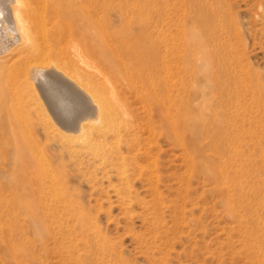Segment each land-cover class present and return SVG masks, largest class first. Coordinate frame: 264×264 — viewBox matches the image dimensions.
<instances>
[{
    "label": "rangeland",
    "instance_id": "rangeland-1",
    "mask_svg": "<svg viewBox=\"0 0 264 264\" xmlns=\"http://www.w3.org/2000/svg\"><path fill=\"white\" fill-rule=\"evenodd\" d=\"M3 1L0 13H9L11 1ZM30 2L35 42L26 50L44 51L47 59L56 57L60 63L81 57L83 63H75L85 70L90 64V72L105 66L103 53L110 57V50L115 57L121 51L117 67L122 68L123 62L129 65L126 61L135 63L121 69L126 81L120 80L117 67H105V84L111 79L117 85L131 116L129 123L135 127L130 135L123 132L119 147L135 158L128 161L131 201L123 202L127 191L116 192L114 185L122 188L120 177L106 159L105 149L110 146L96 138V125L90 129L96 140L90 139L96 143L89 145L90 139L72 141L52 127L46 131L57 123L48 104L53 98L47 91L43 96L39 76L28 70L27 61L35 50L26 53L14 44L13 52L17 51L11 58L15 59L5 63L0 73L4 105L0 102V264H261L247 247L246 237L254 219L264 227V88L254 98L251 93L256 80L264 84V0H221L224 11L232 12L221 13L227 16L224 22L215 17V0ZM59 4L57 11L53 7ZM139 7L144 14L138 17ZM42 13H49L48 18ZM54 13H87L94 30L103 22V13L110 14L112 41L97 46L98 35H104L98 34L101 28L95 37V31L87 25L84 29L78 18ZM231 18L240 32L237 37L231 36L235 31ZM6 24L19 42L18 30ZM64 27L73 33L62 36ZM226 40L235 46L232 53L239 62L229 61L224 73L214 70L213 75L204 55L211 59L215 45ZM128 41L134 45L133 60L123 54ZM12 72L17 73L15 78ZM212 75L217 84L227 87L224 92L209 93ZM186 114L195 121L214 123L208 129L187 127ZM218 131L224 134L222 145H229L224 151L211 144L221 139L213 136ZM126 139L134 141L128 145ZM228 158L231 181H242L250 211L239 202L245 197H239L238 186L226 187L220 176L211 173ZM257 184L260 190L253 196L251 188ZM53 192L63 193L61 203L51 200ZM228 192L235 207L231 213Z\"/></svg>",
    "mask_w": 264,
    "mask_h": 264
},
{
    "label": "bare ground",
    "instance_id": "bare-ground-1",
    "mask_svg": "<svg viewBox=\"0 0 264 264\" xmlns=\"http://www.w3.org/2000/svg\"><path fill=\"white\" fill-rule=\"evenodd\" d=\"M4 1H6V2L11 1L12 5L10 3L7 5L9 13L8 12L7 13H0V68H1L0 73H1L2 68H3L5 63L9 62L10 60L13 61L15 59L14 57H13V59L11 58L12 57L11 54L15 53L17 51L16 50L15 52H13L15 47L13 49H12V47L14 44H17L16 45V46H18L17 48L21 49V50L18 49L19 51L26 52L28 50L31 53L32 51L35 50L33 48H32L33 49L32 51H30L29 49L26 50V48H28L30 46L32 47L33 43L35 42L34 41L35 37H33L32 29H31V25H30L32 13H28L29 8H30V4H31L30 0H4ZM4 1H3V3H5ZM53 3H54V1H53ZM220 4H221V0H215V17L217 15L220 16L221 17L220 20L224 22L227 19V16L225 14H221V13H232V12H230V10L228 12L224 11V8L222 6H220ZM5 7H6V5H5ZM53 8L57 11L61 10L60 4L57 5V7H53ZM139 11H140V13H138V17L144 14V13H141L143 11L142 7H139ZM42 14L45 15L46 18H48V16H49L48 15L49 13H42ZM54 14H56L57 16L63 15L65 17L70 16L73 18L74 17L78 18L79 24L81 26H83L84 29L86 28V25H87L88 28H90V29L92 28L93 31H95L93 33L94 36L96 34L97 28H99V29L101 28L100 32L97 31V33L99 32L98 34H100L103 31L104 35L102 38H101V35H98L100 38L99 39L100 42L96 41L95 44H97V46H98V44L99 45L100 44L105 45L107 42L109 43L112 41V35H111L112 32L110 31L111 30V20L109 17L110 14L103 13V18L104 17L105 18L103 19V22L96 24L97 25L96 30H94V26H93L94 22L91 23L87 13H69V14L68 13H54ZM106 15H108L109 19H106ZM53 18H54V16H53ZM47 21H48V19H47ZM143 21H144V18H140V22H143ZM6 22H8L9 24H12L11 26H13V28L15 27L18 30V34L20 35V39H21L19 42L17 40L18 38L14 37L15 35L13 34V32H12V34L14 36L11 35L10 25L8 26L6 24ZM61 24L63 25V23H61ZM231 25L234 27V30H235L234 33L231 32V36L237 37V35H239L240 32H239V29L237 28L236 22L233 18H231ZM64 28H67V31H64V35H62V36L65 37V32L66 33L68 32L69 36L73 33V30L70 27H64ZM42 29L44 30V27ZM75 29H78V28H75ZM76 32H77V30H76ZM18 34H17V36H18ZM45 34H47V33L45 32ZM60 34H61V32H60ZM89 34L87 33V35H89ZM56 35H57V33H56ZM209 35H214V33H210ZM127 36L129 37V35H127ZM59 37H58V39H59ZM61 37H60V39L62 40L63 37L62 38ZM67 37H68V35H67ZM44 38H45V36H44ZM53 38H55V37L53 36ZM81 38L83 39V37H81ZM55 39L56 40H54V41H57V37ZM82 39H81V41H82ZM92 40H96V39L93 38ZM127 40H129V38H127ZM58 41H60V40H58ZM229 42H230L229 40H226V42L217 43L215 45L217 47H216V51L212 52V58H211L212 60L210 58L208 59V57L206 55H204L205 64L208 65V64H210L209 61L211 62L210 69H211L212 74H213L214 70L216 72L218 71V73L219 72L224 73L225 70H227L226 66H227V62H229V61H231L232 63L239 62L238 56L235 55L234 53H232V50H233V48H235V46L233 47V43H229ZM53 43H55V42H53ZM81 43H83V41ZM123 43H126V42H123ZM49 45L51 46L50 43H49ZM57 45H58V43H57ZM57 45H56V47H57ZM107 46H106L107 51L105 50V47H103V48L101 47L100 49L105 50V51H103V50L102 51L106 53V52H108ZM33 47H34V45H33ZM79 47H81V46H79ZM87 47H89V46H87ZM126 47L130 50L125 49V52L123 50V54L125 56H127L128 58H130L131 60H133L134 57L132 56V52L134 50V45H132L131 41H128L127 46H125V48ZM139 47H141V46H138V49H139ZM17 48H15V49H17ZM51 48H52V46H51ZM76 48H78V47H76ZM219 48H221V51L218 55V49ZM90 49L92 50V48H90ZM37 50L34 51L35 53L32 52L33 53L32 58L29 57V59L31 58L30 59L31 61L30 62L27 61V63L30 64V65H28L29 66L28 70L30 73H33V74L39 76V86H40L39 88L42 89L43 96L45 95V91H47L50 94V97L53 98V101L51 103H49L48 101L47 102L49 104L50 110L52 111L51 113L54 115V118L57 122L56 126H55V123L51 122L52 126L50 125L46 131H49L50 128L52 127L53 131H55L61 137L71 138V140H72V138H75L77 140L78 137H81V138L86 140V139L91 138V136L93 135V132H91L90 129L93 127V125H96V127H93V129H96V134H97L96 136L97 137L96 136L95 137L97 139L99 138L98 140L99 141L101 140L104 143L103 145H107V146L109 145L110 146V148L105 149L106 159L109 160L111 167L116 171V173L120 177V183L122 185V188L114 185V187L117 188L116 192L119 194V193H121L122 190L127 191V195H126L127 198H125L123 202L129 204L131 201V196H130V191H129V189H130V186H129L130 178L128 175V169L130 167H128V161H130L132 159L131 161L133 162L135 160V158L124 155L119 150V147H120L121 142L123 141V137H124L123 132H125L126 135H130L131 132H133L135 130V127L129 123V121L131 120V116H130V113L128 111L126 102L119 95V92L117 90V85H114V83L112 82L111 79H109L108 85L105 84V80L108 77V74L105 72V67H106V65H109L111 69H115L122 62V60L118 59V56L122 55L121 51L118 50L117 55L115 54L116 57L113 55L114 51H112V50H110L112 52V54L110 52V57L107 56V54H104L102 52L105 60L103 59V57L101 59L99 58V60L100 61L104 60L105 66L101 69H100V67L97 66V70L95 69L96 68L95 67L94 69L96 71L94 70L95 73H93L94 71L90 72L87 70V69H89V66L91 68L90 64L87 65L88 67L85 70V69H82L83 66L81 67L79 63L78 64L75 63L76 61L78 62L79 60H80L79 61L80 63H83V62H81L82 61L81 57H77L78 54H76L77 55L76 57L79 60L76 59V60H74L75 62L72 61L73 62L72 63L71 61L68 60L69 58L67 57L68 59L67 58L66 59L69 62L60 63L61 60H59V61L56 60V57L54 59H47L45 56V53H43L44 51L40 52ZM55 52L56 51H54V54H55ZM46 53L48 54L49 51H47ZM79 53H80V51H79ZM230 53L232 54L231 57H229ZM49 54L51 55L52 53H49ZM82 55H83V58L86 57V55L84 53ZM54 56H56V54ZM58 56H60V55L58 54ZM59 58H61V57H59ZM71 58H74V57H71ZM87 58L88 57H86L84 59H87ZM97 59H98V57H97ZM85 61L88 62V60H85ZM126 62L130 66H134V64H135L134 62H129V61H126ZM20 63L21 62L19 61L18 65ZM27 63H24V64H27ZM8 64H10V63H8ZM15 64H17V61L15 62ZM15 64H14V66H15ZM102 64L103 63L101 62V65ZM21 65H22V63H21ZM82 65H84V64H82ZM129 65H127L126 63L123 62L122 68L117 67V75H119L120 80H124V81L127 80L126 77L124 76V74H122L120 71H121V69L126 71V69H128V67H129ZM26 66L27 65H25L23 68H25ZM28 66H27V68H28ZM15 67H13V68H15ZM17 68L20 69V66ZM52 68H54V69H52ZM83 68H85V67H83ZM92 68H93V66H92ZM10 69H11V67H10ZM22 70H20V71L22 72ZM54 70H56V71H54ZM7 71L8 70L6 69V72ZM14 71H15V69H14ZM21 72H20V75H21ZM60 72L63 74V76H65L66 82L61 79V76L59 75ZM3 73H1V74L3 75ZM17 73L19 74V72H17ZM17 73H15L14 75H16ZM23 74H25V73H23ZM33 74H31L30 78H32ZM11 75H13V72ZM35 75H34V77H36ZM55 75H57L58 77H56ZM213 75H212V80H209L211 83L209 86L210 87L209 93L215 94V93H218L219 90L224 92L227 89V87H225V85L221 86V85L217 84L215 82L216 78ZM24 77H26V76H24ZM14 78H15V76H14ZM7 79H8V77H7ZM27 79H28V77H27ZM28 80H30V79H28ZM245 81L247 83L251 82V80H249V82H248V80H246V79H245ZM8 82L10 83V81H8ZM5 85H7V87H8L7 83H5ZM5 85H3V87H5ZM250 85H252V84H250ZM254 85L255 86L252 87V92H251L253 98L256 97L257 94H260V88H264V84H261L259 82V79L255 81ZM3 89H4V93H5L6 88H2V90ZM6 101H7V99H6ZM181 103L183 105L185 102H181ZM1 104H2V102H1ZM5 107H7L6 104H5ZM187 113H188V110H187ZM183 122H187V127L196 124L197 126H200L203 129H208L209 124L214 123L213 121L209 122L208 120L207 121H204V120L195 121L193 118L188 117L187 114L183 116ZM101 124H103V125L101 126ZM97 125H100V126H97ZM177 130H178V127H177ZM11 132L15 133L14 127H11ZM133 135H135V133H133ZM213 136H215L214 138H221V139L215 140L214 142L212 141L213 143L211 142V144H213V147L215 150L224 151V150H226V148L229 147V145H226V146L222 145V140L224 138L223 137L224 134H221L220 131H218ZM79 140H81V139L79 138ZM90 141H91V139L89 140V142H87L88 145H89V143H94V141L93 142L92 141L90 142ZM133 141H134V139H126V142L128 145H131ZM177 141H179V143L183 145V141L181 139L180 140L177 139ZM90 146H92V145H90ZM97 148H98V146H97ZM93 150L97 151V149H93ZM73 157H75V156H73ZM225 161L227 163L225 165H223L221 168L217 167V170H214L212 168V170H211L212 175L217 179L220 176V181H222V184L226 187H231V183L238 186L239 197H245L242 194L244 192V189H245V186L243 185L242 181H239L236 178H233L231 181V169H228V167L231 166V158H228ZM132 162L130 163L131 165H132ZM47 166L49 167V164H47ZM132 166H131V168L134 169V167H132ZM48 167H47V169H49V168H50V170L52 169L51 167H49V168ZM52 172L53 171H51V173ZM106 174L107 173H105V176H106ZM52 175H53V173L51 174V178L49 176L51 183H52V180L54 182ZM54 178L56 179L55 175H54ZM43 186L41 188H43ZM253 187L254 188H251V192H252V195L255 196L259 192L260 187L258 184L254 185ZM40 191H41V189H40ZM52 191H54V187H53ZM33 193H35V192H33ZM53 194H54L53 195L54 197L51 198V200L54 202L61 203L60 200H63L65 198V196H63V193H61L62 196H59V194H56L54 192H53ZM117 196L121 199V197L119 195H117ZM227 200H228L227 204L229 206V212L230 213L234 212L235 207H234V204L231 202V193H229V192H228ZM239 202L246 207L247 211H250L252 209V207L248 203L246 197H245V200L239 201ZM49 203H50V201H49ZM61 210H63V208ZM258 223L259 222L256 219H254L252 221V229L250 230V232L248 233V235L246 237V245H247V247H249V249H252V253L255 254V257L259 260V262H261V264H264V227L259 226ZM62 225H63V223H62Z\"/></svg>",
    "mask_w": 264,
    "mask_h": 264
}]
</instances>
